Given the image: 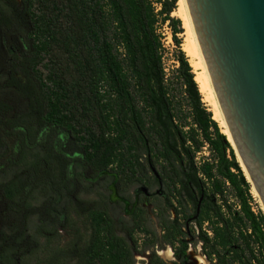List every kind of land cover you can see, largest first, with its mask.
<instances>
[{
	"label": "trees",
	"instance_id": "trees-1",
	"mask_svg": "<svg viewBox=\"0 0 264 264\" xmlns=\"http://www.w3.org/2000/svg\"><path fill=\"white\" fill-rule=\"evenodd\" d=\"M177 2L23 0L31 26L27 67L38 90L41 117L71 132L87 164L98 172L115 171L119 182L148 184L142 164L148 155L154 166L159 165L170 202L175 198L178 203L179 218L186 222L194 217L201 201L193 221L204 247L211 246L206 252L210 261L264 264V213L254 209L251 183L203 101L178 37L182 20L172 15ZM160 23H168L178 47L176 75L190 108L188 127L176 120ZM5 95L0 102L6 107L25 103L14 90ZM206 145L211 157L198 163L197 154ZM229 188L236 210L226 197ZM3 193L12 198L9 186ZM90 218L89 243L78 264H135L134 247L117 233L110 214L95 209ZM172 222L163 221L162 229ZM205 224L212 235L204 230ZM147 226L134 212L128 233H149ZM171 226L175 240L174 232L181 230L177 224Z\"/></svg>",
	"mask_w": 264,
	"mask_h": 264
},
{
	"label": "rangeland",
	"instance_id": "rangeland-1",
	"mask_svg": "<svg viewBox=\"0 0 264 264\" xmlns=\"http://www.w3.org/2000/svg\"><path fill=\"white\" fill-rule=\"evenodd\" d=\"M179 8L177 2L172 15L182 20L183 31L178 37L190 60L187 46L191 37ZM30 29L23 0H0V101L7 91L14 90L25 102H11L15 108L0 102V264H78L89 243L90 214L95 209L105 210L113 218L117 233L134 247L135 264H215L216 260L210 261L206 256L211 246L204 247L196 223L179 218L178 203L175 198L170 202L159 165L154 166L148 155L142 157V164L151 183L119 182L115 171L99 173L87 165L82 147L68 132L50 129L43 121L36 83L27 67ZM158 31L165 45L164 65L175 96L176 120L188 127L190 108L176 75L178 47L168 23H160ZM203 101L214 116L204 95ZM208 157L211 153L206 145L196 160L199 163ZM236 157L240 161L239 155ZM6 186L12 193L10 199L3 193ZM251 193L254 209L260 208L264 213L252 183ZM226 197L232 209H238L230 188ZM189 209L195 212L193 204ZM134 212L145 218L149 233H128ZM167 219L174 222L163 230L161 223ZM176 224L181 233L174 232L172 240L171 225ZM207 228L205 224L204 230ZM167 249L172 250V258L160 253Z\"/></svg>",
	"mask_w": 264,
	"mask_h": 264
},
{
	"label": "water",
	"instance_id": "water-1",
	"mask_svg": "<svg viewBox=\"0 0 264 264\" xmlns=\"http://www.w3.org/2000/svg\"><path fill=\"white\" fill-rule=\"evenodd\" d=\"M187 1L233 143L227 139L264 209V0Z\"/></svg>",
	"mask_w": 264,
	"mask_h": 264
},
{
	"label": "bare ground",
	"instance_id": "bare-ground-1",
	"mask_svg": "<svg viewBox=\"0 0 264 264\" xmlns=\"http://www.w3.org/2000/svg\"><path fill=\"white\" fill-rule=\"evenodd\" d=\"M178 4L180 6L179 12L183 16L185 27L188 31V37L190 38V42L187 46V51L190 56V63L192 67L194 68V71L196 73V81L199 85L201 93L204 95L206 100L209 102V104L212 106V110L214 111V118L218 119L222 126L225 127V131L228 135L229 140L233 143L231 133L228 128V123L226 121V117L224 115V112L221 107L220 100L218 98V95L216 93V89L212 83V78L209 71V66L206 60V56L204 55L202 51V45L200 43L199 36L196 32L194 21L192 14L190 12L189 4L187 0H178ZM189 39V38H188ZM225 133V134H226ZM240 157V156H239ZM240 161L242 164V167L246 173V176L250 180L248 171L246 167L244 166L241 158ZM255 188V187H254ZM255 191L257 192L256 188ZM258 194V192H257ZM163 256L169 258H172V250H162L160 252ZM199 257V256H198ZM205 259V258H204ZM201 258V261L204 263H207V260H204ZM201 263V262H200Z\"/></svg>",
	"mask_w": 264,
	"mask_h": 264
},
{
	"label": "flooded vegetation",
	"instance_id": "flooded-vegetation-1",
	"mask_svg": "<svg viewBox=\"0 0 264 264\" xmlns=\"http://www.w3.org/2000/svg\"><path fill=\"white\" fill-rule=\"evenodd\" d=\"M47 124L49 125L50 129L53 128V127H55V128H59L60 130H63L64 132H68L69 135L71 136V138H73L74 141H75L77 144H79V143L77 142L76 138L73 136V134H72L71 132H69L68 130H66L64 127H62V126H57V125H54V124L49 123V122H47ZM80 146H81V145H80ZM86 163H87V162H86ZM87 165H88V164H87ZM101 171H107V170H101ZM101 171H100V172H101ZM97 172H98V171H97ZM100 172H99V173H100Z\"/></svg>",
	"mask_w": 264,
	"mask_h": 264
}]
</instances>
